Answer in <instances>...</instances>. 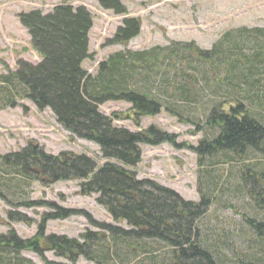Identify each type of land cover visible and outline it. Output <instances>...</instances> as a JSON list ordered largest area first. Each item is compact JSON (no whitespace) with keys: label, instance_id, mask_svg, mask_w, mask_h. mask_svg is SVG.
<instances>
[{"label":"trees","instance_id":"1","mask_svg":"<svg viewBox=\"0 0 264 264\" xmlns=\"http://www.w3.org/2000/svg\"><path fill=\"white\" fill-rule=\"evenodd\" d=\"M69 1L63 0L64 3ZM96 1L117 15L127 14L123 4L127 0ZM18 18L41 62L32 65L21 60L16 71L2 79L9 95L0 97L4 102L0 108L16 104L15 92L19 99L31 101L39 111L49 109L72 138L99 146L107 162L97 167L84 155L64 152L52 156L31 147L0 157V166L12 168L22 177L31 176L43 185L78 181L81 195H98L97 203L112 220L125 223L129 230L103 226L109 232V239L89 234L85 236L87 244L65 237H46L49 221L75 215L74 211L58 208L56 214L44 216L37 234L29 241L17 239L13 232L0 236V264H31L20 255L32 252L41 256L43 248L48 247L61 257L75 252L84 255V251L90 249L86 252L90 262L118 264L109 252L111 246L106 244L107 240L138 254L148 251L154 256L153 260L158 250L167 248L166 264H223L215 258L214 251L204 247L196 225L209 204L208 198L198 204L184 201L157 183L138 180L136 172L129 169L141 162V146L168 143L181 148L176 136L154 126L139 133L114 127L111 119L100 114L99 106L106 102L128 103L139 126L142 118L157 116L162 109L171 112L168 101L165 103L166 96L195 105L203 98L205 86L215 81L217 99H231L235 91L241 94L225 101L231 103L228 110L223 109L225 103L215 102L206 116V125L217 135L211 140L204 139L194 149L199 164L205 157L219 154L233 155L239 160L244 154L248 156V152L261 151L264 124L255 120L254 112L264 105V28L228 32L205 52L175 42L143 52L120 51L100 65L95 77H90L82 68L89 58V33L93 27L92 17L85 8L74 9L63 4L46 15L33 11L22 13ZM140 29L139 19H125L109 43L127 45L140 34ZM177 62L180 66L171 74V66ZM175 77L184 83H173ZM218 79L223 83L218 84ZM167 83L172 91L169 95ZM199 84L201 89L196 93L192 85L198 87ZM249 174L246 171L241 174L243 181ZM260 181L261 177L255 185L260 186ZM254 192L250 188L248 194L252 196ZM263 192L260 188L258 195L262 196ZM0 199L13 204L7 191L1 189ZM15 216L9 213L8 219L23 222ZM244 222L249 226L253 244L246 253L233 255L225 264H264V221L244 217Z\"/></svg>","mask_w":264,"mask_h":264},{"label":"rangeland","instance_id":"2","mask_svg":"<svg viewBox=\"0 0 264 264\" xmlns=\"http://www.w3.org/2000/svg\"><path fill=\"white\" fill-rule=\"evenodd\" d=\"M61 4L62 0H0V97L9 95L3 88L2 79L16 71L18 61L30 64L40 62L17 15L30 11L48 14ZM123 4L127 14L118 16L103 9L94 0H73L68 3L74 8L85 7L93 18V28L89 34V58L82 65L90 77L98 74L101 63L120 51L143 52L175 42L205 52L210 51L228 32L241 28H264V0H127ZM127 18L139 19L141 22L138 37L127 46L109 43ZM174 65L171 66V74L180 66L178 62ZM168 83L166 90L169 95L172 91ZM173 83L184 82L175 77ZM217 83L223 82L218 79ZM214 86L215 81L206 85L203 98L195 105L183 104L174 97L166 96L165 103L168 101L171 112L162 109L157 116L142 118L139 126L135 124L128 103L106 102L99 106V112L111 119L114 127L133 133L154 126L161 132L176 136L181 148L168 143L141 146V162L129 169L136 172L138 180L157 183L184 201L198 204L208 198L209 204L196 225L204 247L214 251L215 258L225 264L233 255L246 253L253 244L244 217L264 221V192L262 196L258 195L260 188L264 191V146L261 151L248 152V156L244 154L239 160L233 155L219 154L217 157H205L199 164V156L194 149L204 139L211 140L217 135L206 125V116L214 108L215 102L225 103L223 109L228 110L231 103L225 101H231L241 94L235 91L231 99L219 100L215 96ZM192 88L197 93L201 85H192ZM13 95L16 104L0 108V157L37 147L52 156L64 152L84 155L97 167L107 162L99 146L72 138L57 123L50 110L39 111L31 101L19 99L15 92ZM3 104L1 100L0 107ZM255 113V120L264 124V105ZM245 171L250 174L243 181L241 174ZM259 177L262 181L257 186L255 183ZM250 188L255 191L252 196L248 194ZM0 189L7 191L13 201V204H9L0 199V236L6 237L13 232L17 239L29 241L37 234L44 216L56 214L58 208L74 211L75 215L49 221L46 237H65L87 244L85 236L89 234L109 239V232L103 226L129 230L125 223L119 224L112 220L97 203L98 195H81L78 181L43 185L31 176L22 177L12 168L0 166ZM29 203L42 206H25ZM9 213L16 214L15 218L23 222L9 220ZM106 244L111 246L109 252L118 264H166L167 261L168 249L164 247L156 252V262L148 251L138 254L122 245H114L110 240ZM89 251L86 249L84 255L75 252L74 255L61 257L48 247L43 248L41 256L32 252H23L20 256L31 264H95L86 255Z\"/></svg>","mask_w":264,"mask_h":264}]
</instances>
